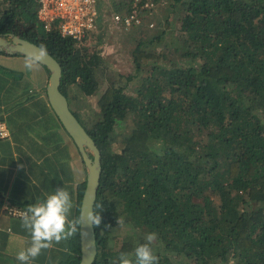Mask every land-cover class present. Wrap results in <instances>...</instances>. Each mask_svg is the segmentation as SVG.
<instances>
[{"label": "trees", "instance_id": "trees-1", "mask_svg": "<svg viewBox=\"0 0 264 264\" xmlns=\"http://www.w3.org/2000/svg\"><path fill=\"white\" fill-rule=\"evenodd\" d=\"M153 1L159 30L129 32L121 72L88 47L93 31L63 36L36 0H0V34L58 61L60 90L100 151L91 264H118L149 233L158 264H264V0ZM76 250L72 264L79 235Z\"/></svg>", "mask_w": 264, "mask_h": 264}, {"label": "crops", "instance_id": "crops-1", "mask_svg": "<svg viewBox=\"0 0 264 264\" xmlns=\"http://www.w3.org/2000/svg\"><path fill=\"white\" fill-rule=\"evenodd\" d=\"M23 56L0 53V122L8 130L0 137V264H19L15 256L30 241L20 216L5 206L27 209L64 188L73 202L68 219H79L86 181L78 148L47 100L48 69L37 61L26 71ZM77 237L43 250L33 264H72Z\"/></svg>", "mask_w": 264, "mask_h": 264}, {"label": "water", "instance_id": "water-1", "mask_svg": "<svg viewBox=\"0 0 264 264\" xmlns=\"http://www.w3.org/2000/svg\"><path fill=\"white\" fill-rule=\"evenodd\" d=\"M40 48L34 42L21 38L14 33L0 34V51L3 53L40 56ZM38 62L48 69L47 100L60 123L73 139L86 167V181L79 206V219L82 221V229L78 231V264H91L96 253V244L94 228L90 227L87 213L91 208L93 209L99 185L100 151L92 137L71 111L66 96L60 90L61 67L58 61L46 51L45 55L40 56ZM83 232H87V235H84Z\"/></svg>", "mask_w": 264, "mask_h": 264}, {"label": "clouds", "instance_id": "clouds-1", "mask_svg": "<svg viewBox=\"0 0 264 264\" xmlns=\"http://www.w3.org/2000/svg\"><path fill=\"white\" fill-rule=\"evenodd\" d=\"M46 54L43 46L40 48V56ZM40 56L28 55L23 67L31 71L37 66ZM101 210L96 213L91 210L87 213V220L91 228L101 224L100 212L102 205H97ZM73 202L70 194L64 188L55 190L45 200L31 204L20 213L21 226L29 233L30 241L27 247L17 252L15 259L19 264H33V261L41 255L43 250L52 248L55 244L67 241L82 229L80 219L69 220ZM119 222L117 221V224ZM87 235V232H83ZM157 239L155 233L146 235V243L138 245L132 254L120 253L118 264H133L130 256H134L135 264H158V258L153 254L151 244ZM115 264V262H114Z\"/></svg>", "mask_w": 264, "mask_h": 264}, {"label": "built area", "instance_id": "built-area-1", "mask_svg": "<svg viewBox=\"0 0 264 264\" xmlns=\"http://www.w3.org/2000/svg\"><path fill=\"white\" fill-rule=\"evenodd\" d=\"M38 3L37 17L43 22L44 28L54 25L63 36L80 40L97 27V19L101 17L98 0H36ZM132 8L126 13L115 11L111 19L116 24L128 28L142 22L140 9L152 8L153 0H125ZM8 135V130L0 122V137ZM5 212L20 216L26 209L18 206H5Z\"/></svg>", "mask_w": 264, "mask_h": 264}, {"label": "rangeland", "instance_id": "rangeland-1", "mask_svg": "<svg viewBox=\"0 0 264 264\" xmlns=\"http://www.w3.org/2000/svg\"><path fill=\"white\" fill-rule=\"evenodd\" d=\"M162 3L165 0H160ZM111 0H98V8L101 13V17L97 19V27L91 32V35L87 38L86 44L90 49H96L104 60L111 62L112 67L119 69L121 72L128 71L131 68L130 59V45L132 44L129 38V32L134 31L137 35L138 31H142V35L149 36L155 34L159 28H156L158 24L161 12L156 8L155 3L151 8L140 9L142 22L139 25H132L128 28L116 24L111 19L112 6ZM154 2V1H153ZM162 7L159 6V8ZM123 13H126L123 12ZM154 14V15H153ZM153 15V16H152ZM95 38L96 42L91 39ZM164 41L160 43V47H164ZM91 101L88 107H80L81 112H85L87 117L94 110V100Z\"/></svg>", "mask_w": 264, "mask_h": 264}]
</instances>
